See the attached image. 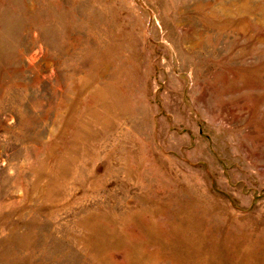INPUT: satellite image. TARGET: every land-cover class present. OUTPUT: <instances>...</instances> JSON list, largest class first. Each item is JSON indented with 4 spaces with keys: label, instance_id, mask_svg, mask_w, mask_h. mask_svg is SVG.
Masks as SVG:
<instances>
[{
    "label": "rangeland",
    "instance_id": "1",
    "mask_svg": "<svg viewBox=\"0 0 264 264\" xmlns=\"http://www.w3.org/2000/svg\"><path fill=\"white\" fill-rule=\"evenodd\" d=\"M0 264H264V0H0Z\"/></svg>",
    "mask_w": 264,
    "mask_h": 264
}]
</instances>
